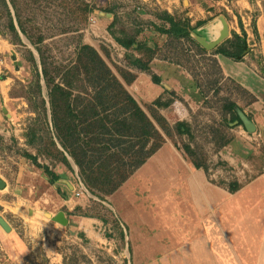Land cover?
<instances>
[{"label":"rangeland","instance_id":"rangeland-1","mask_svg":"<svg viewBox=\"0 0 264 264\" xmlns=\"http://www.w3.org/2000/svg\"><path fill=\"white\" fill-rule=\"evenodd\" d=\"M6 1L7 6L0 0V91L9 89L11 101L4 104L0 94V178L7 185L0 189V218L11 224L14 232L7 238L10 233L0 225V264H46L43 252L47 244L58 245L68 264H201L200 258H208L210 264H262L264 199L250 201L239 213L237 198L230 197V212L222 223L216 224L211 204L205 212L199 202L205 199V194L216 195L218 186L206 179V191L201 190L199 180L204 178L200 174L192 187L198 197L197 207L192 208L184 198L180 208H174L173 201L160 203L161 189L157 185L150 188L148 193L153 198L149 197L150 205L140 224L142 229H136L132 242L126 235L122 239L125 232L121 220L109 203L89 192H85L91 199L88 207L75 213L99 221L100 240L93 242L63 230L53 220L49 222L47 208L53 202L48 199V177L26 155L38 158L40 165L54 170L62 163L52 146L50 115L47 118L41 106L30 53L40 71L42 57L51 77L62 83L64 73L77 61L79 46L95 48L140 107L151 118V110L155 109L167 120L175 138L173 141L167 137L166 145L175 147V142L180 148L191 146L210 167V180L216 184L230 185L234 181L248 184L264 174V135L249 133L243 123L234 121L235 115L246 114L243 110L255 98L239 83L220 74L213 63L215 58L210 52L213 49L189 37L175 38L158 32L156 28L167 27L155 26L151 18L142 17L152 15L164 21V12L146 8L137 0H106L107 4L105 0ZM99 10L114 13L115 23L107 30L98 23ZM235 14L241 19L239 13ZM10 15L15 25L19 27L20 21L27 32L20 33L21 43L10 30ZM139 36L142 38L137 39ZM117 40L138 41L137 52L141 57L137 58ZM149 42L154 43V49L148 47ZM250 60L263 69L259 54L249 57ZM125 73L126 78L134 75L136 80L127 83ZM153 76L160 77L161 84H155ZM73 83L77 86L78 81ZM42 86L43 97L47 99L44 80ZM157 101L159 106L155 105ZM181 122L189 125L188 134H177L175 127ZM177 151L176 157L190 172L191 160L184 151ZM158 165L159 159L150 164L142 177L150 179ZM73 166L79 173L74 162ZM43 192H48L42 203L45 209L38 203ZM186 232L190 234L184 237ZM3 239L19 241L17 244L24 250L17 245L18 249L10 250L17 257L11 258L8 255L11 247L3 246ZM192 241L207 242L209 255L205 248L191 246Z\"/></svg>","mask_w":264,"mask_h":264},{"label":"crops","instance_id":"crops-1","mask_svg":"<svg viewBox=\"0 0 264 264\" xmlns=\"http://www.w3.org/2000/svg\"><path fill=\"white\" fill-rule=\"evenodd\" d=\"M137 1L146 8H154L155 10L157 9L169 14L177 22L188 20L193 29L191 31L193 40L199 42L202 46H204L203 41H206L207 43L218 41L223 30L228 28L229 34L227 37L210 52L217 60L222 75L239 83L255 98V100L243 111L251 117L256 126V132H261L264 135V67L262 69L252 60L249 61V57L252 59V56L257 53L262 58L264 66V0H256L255 3L251 2V0H235L233 2H229V0ZM105 4H107L106 0ZM137 10H140V7H138ZM235 11L240 14L241 19L236 16ZM109 14L112 16H109ZM142 17L151 18V23L155 26L160 27L161 24H163L167 28L170 27L168 22L165 20H157L156 18H153L152 15H142ZM240 21L242 23H240ZM113 22L115 23L113 12L99 10L98 23L102 27H105L107 30ZM156 34L158 35V33ZM140 35L143 36V34ZM234 35H237L241 42H246L247 50L240 56L227 57L217 54V50L220 47L225 48L228 52L233 51L232 46L234 43ZM141 36L137 37V39L142 38ZM113 39L116 41L115 38ZM138 44V41H133V46L129 50L136 54L137 58H140L141 56L137 52ZM148 47L154 49L155 45L153 42H149ZM0 94L5 102L4 104H8V102L11 101L9 89L5 92L0 91ZM2 111L4 114L7 113L3 107ZM177 150L176 147H168V145L165 144L152 158L138 169L119 190L106 198V201L121 220L125 235L128 236L129 240L131 239L130 242H132V236L136 232V229L140 228L142 220H145L144 216L147 214L146 211L150 205L149 197H152L148 192L154 185H157L158 189H161L163 194V198L160 199L159 202L163 203L166 200L173 201L176 205L174 208L181 207V200H183V198L188 200V203L190 202L192 208L197 207V202L199 201L196 199L197 196L195 197L193 193L194 188L192 189L196 184V180L199 179V177L196 176L197 174H200L199 176L204 178H200L199 180L200 185H198L200 186V189H205L206 191L205 181L207 176L205 172L203 170H197L194 166H192V170L188 172L183 163H181V160L176 157ZM157 159H159L157 169L152 170L150 179H144L142 176L147 171L148 167H150V164ZM70 162L72 168L67 167L62 162V165H59L58 170L49 167L50 171L58 177V180L54 183H52L51 178L44 173L48 177L47 186L49 187H45L49 192L45 193H48V199L50 200L51 198V202H53V205H50V207L47 208L49 212L48 215L50 216L49 222L53 220V223L57 224L56 217L62 213L67 220V225L58 224L63 230L70 231L77 235L80 234L86 239L95 242L96 240L101 239V236H99V233L97 232L99 221L95 218L75 213L76 210H85L91 199L89 195L88 197L85 194L80 197L76 196L81 180L77 169L73 166V162L71 160ZM35 187L37 188V186ZM217 191L218 193L216 195L210 193L209 195L205 194V199H200L201 201L199 202V204H203L202 210H205V212L209 209V203L211 204L213 211L211 216L216 224L222 223L225 214L230 212V197L237 198L236 204L239 213L242 212L243 208L241 207L245 206L250 201H255L257 198L261 201L264 199V174L248 183L236 194H230L221 187H217ZM45 193H42V196L38 201L44 209L46 207L42 203L44 201V196H46ZM214 207H219L221 212L215 210ZM32 213L34 219L36 214L35 209L32 210ZM200 213L202 214L201 211ZM208 214L209 213H206V215ZM9 225L11 226V224ZM11 227L12 232L7 238H10V236L13 235L12 233L14 232V229L13 226ZM61 230H59V232H62ZM187 233L190 234V232H186L184 237H186ZM61 234L63 235V233ZM142 236L144 237V234ZM205 238H207V236ZM2 241L3 246L11 247L8 250V255L11 258L17 257L10 252V250L15 251L14 248H17V245L21 251L24 250L19 244H17L19 241H8L6 239H3ZM191 246L201 249L205 248L209 255V244L207 242L202 243V241H192ZM46 247L47 249L53 250V254L49 256L44 246V254L49 259V264H65L63 255L59 253L58 245L47 244ZM2 250H4L3 247ZM200 259H202L201 264H210L208 258ZM166 260L169 263V258ZM262 264H264V259L262 260Z\"/></svg>","mask_w":264,"mask_h":264},{"label":"trees","instance_id":"trees-1","mask_svg":"<svg viewBox=\"0 0 264 264\" xmlns=\"http://www.w3.org/2000/svg\"><path fill=\"white\" fill-rule=\"evenodd\" d=\"M3 1L7 6V1ZM163 18L170 28H156L158 32L175 38H192L193 29L189 22H177L167 13H164ZM18 25L19 27L15 25L11 16L10 30L21 43L20 33L26 35L27 32L20 21ZM234 40L233 51L228 52L220 47L217 54L227 57L242 55L247 50L246 42H241L237 35H234ZM117 42L125 49L133 46V41ZM29 61L35 68V85L44 115L47 118L50 115V131L54 135H51L52 146L67 167L72 168L70 160L74 162L85 188L101 201L106 202L107 197L119 190L166 144L167 137L174 141L175 136L167 120L155 109L151 110V118L92 46H79L77 61L64 73L62 83H56L51 77L42 57L41 71L32 53ZM213 63L222 74L216 59ZM123 76L129 84L136 80L134 75L126 78L125 73ZM42 80L48 88L47 99L43 97ZM75 80L78 81L77 86H74ZM153 81L155 84L162 82L156 76H153ZM159 103L157 101L155 105L159 106ZM232 108L233 106L230 107ZM236 120L242 123L239 115H235L234 121ZM188 126L187 123H178L175 127L177 134H188ZM174 145L178 150L184 151L197 170L205 172L208 181L230 194H236L247 185L238 181L230 185L214 183L210 180V167L201 161L191 146L183 145L180 148L175 142ZM26 157L32 160L35 166L43 169L52 183L58 180L48 166L39 164L38 158L29 154ZM122 239H125L123 233ZM58 250L63 255L64 263L68 264L62 250ZM43 256L46 264H49V259L45 254Z\"/></svg>","mask_w":264,"mask_h":264},{"label":"water","instance_id":"water-1","mask_svg":"<svg viewBox=\"0 0 264 264\" xmlns=\"http://www.w3.org/2000/svg\"><path fill=\"white\" fill-rule=\"evenodd\" d=\"M109 16H112L109 14ZM229 34L228 32V28H225L222 32V35L220 37V39L216 42L213 43H207L206 41H203V45L204 47H206L207 49H213L215 48L222 40H224L227 35ZM240 119L242 121V123L244 124L246 130L249 133H253L256 131V126L255 124L244 114V113H239ZM6 188V184L3 180L0 179V189H5ZM56 221L62 225H67V220L64 217V214L60 213L57 217H56ZM0 225L1 227L4 229L5 232L7 233H11L12 232V227L9 225V223L4 219V218H0Z\"/></svg>","mask_w":264,"mask_h":264},{"label":"built area","instance_id":"built-area-1","mask_svg":"<svg viewBox=\"0 0 264 264\" xmlns=\"http://www.w3.org/2000/svg\"><path fill=\"white\" fill-rule=\"evenodd\" d=\"M85 192L88 193V191H87V189L85 188L84 184L81 182V183H80L79 190H78L77 193H76V196H77V197H80L81 195L85 194Z\"/></svg>","mask_w":264,"mask_h":264},{"label":"clouds","instance_id":"clouds-1","mask_svg":"<svg viewBox=\"0 0 264 264\" xmlns=\"http://www.w3.org/2000/svg\"><path fill=\"white\" fill-rule=\"evenodd\" d=\"M45 248L47 250L48 255L51 256L53 254V250L47 249L46 245H45Z\"/></svg>","mask_w":264,"mask_h":264}]
</instances>
